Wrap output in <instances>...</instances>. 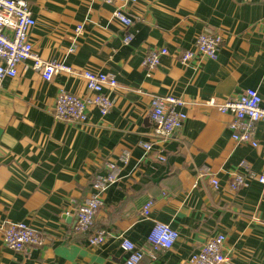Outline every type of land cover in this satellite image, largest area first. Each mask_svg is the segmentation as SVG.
Returning <instances> with one entry per match:
<instances>
[{"label":"crops","instance_id":"1","mask_svg":"<svg viewBox=\"0 0 264 264\" xmlns=\"http://www.w3.org/2000/svg\"><path fill=\"white\" fill-rule=\"evenodd\" d=\"M26 1L37 20L35 51L76 72L46 81L24 61L15 77L0 82V264H125L122 237L145 252L141 264H188L219 233L227 238L225 264H264V185L253 180L237 191L228 185L232 174L244 170L242 163L264 170V122L257 126V146L239 143L232 137V115L207 103L237 98L247 88L264 101V0H140L125 7L133 19L129 27L103 1ZM204 33L223 37L218 57L182 64L180 53ZM161 47L171 53L149 73L144 56ZM84 69L117 79L115 88L105 89L112 110L103 116L90 107L84 123L56 119L61 90L88 94ZM168 94L185 101L188 117L174 135L155 139L151 100ZM142 142L153 143L149 153ZM127 151L131 158L124 165L120 158ZM109 160L120 169L103 193L94 226L109 236L91 246L75 229V211ZM150 199L152 211L142 217ZM157 221L179 232L171 249L154 251L148 243ZM8 222L33 225L44 244L27 252L9 249L1 237Z\"/></svg>","mask_w":264,"mask_h":264},{"label":"built area","instance_id":"2","mask_svg":"<svg viewBox=\"0 0 264 264\" xmlns=\"http://www.w3.org/2000/svg\"><path fill=\"white\" fill-rule=\"evenodd\" d=\"M113 4L115 9L113 17L129 27L133 19L127 15L125 7L133 5L140 0H99ZM117 5V6H116ZM37 20L32 14L30 4L26 0H0V82L5 77H15L18 67L24 61H31L32 68L41 74L42 78L50 81L59 73H75V69L65 61L58 59H45L34 49L31 40L32 30L36 27ZM82 25L78 26L80 32ZM130 37H126L128 42ZM223 37L219 34H200L196 38L194 46L182 51L179 60L188 65L197 61L204 63L207 60H215L218 57ZM75 47L69 49L74 51ZM171 52L167 47L149 49L143 59V65L150 73L160 63L163 56ZM86 80L88 94L79 96L65 89L61 90L54 107V116L58 120L70 123H84L89 117V108L96 107L101 115H107L114 106L111 96L105 92L107 87L115 88L117 79L102 70L84 69L81 71ZM209 105H216L222 113L232 115L231 129L233 139L239 143L258 145L256 138L257 126L264 122V101L255 88L245 89L241 95L234 99H228L223 103H216L214 99H208ZM185 101L181 97L172 94L155 95L151 100L149 115L153 123V136L155 139H167L178 132L184 125L188 115L184 111ZM140 145L145 153L153 148L152 142H142ZM129 151L120 158L122 164L130 162ZM165 161V157H160ZM232 174L229 188L237 191L249 186L256 180L264 185V170L257 173L252 171L245 163ZM106 173L98 175L92 181V194L87 197L75 211V229L87 237L91 246H99L106 242L109 233L106 229H95L97 215L103 206V193L117 181V171L120 165L117 161L105 163ZM215 188H219L220 182L216 177L211 178ZM154 201L150 199L141 208L142 217H149ZM4 245L17 252H27L33 248L41 247L44 238L39 230L27 222H8L1 230ZM179 238V232L169 224L157 221L148 235V243L154 251L171 249ZM226 235L219 233L209 237L198 251L193 253L188 264H225L229 257L225 252ZM120 247L126 254L125 264H141L145 252L128 238L122 237ZM154 257V253L150 254Z\"/></svg>","mask_w":264,"mask_h":264},{"label":"rangeland","instance_id":"3","mask_svg":"<svg viewBox=\"0 0 264 264\" xmlns=\"http://www.w3.org/2000/svg\"><path fill=\"white\" fill-rule=\"evenodd\" d=\"M87 84V83H86ZM90 109V108H89ZM89 111V110H88ZM123 156V155H122ZM110 161V160H109Z\"/></svg>","mask_w":264,"mask_h":264}]
</instances>
